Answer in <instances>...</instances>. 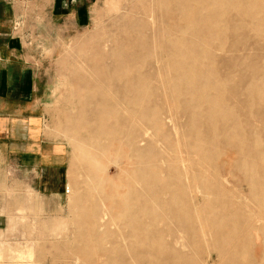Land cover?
Segmentation results:
<instances>
[{"label":"rangeland","instance_id":"1","mask_svg":"<svg viewBox=\"0 0 264 264\" xmlns=\"http://www.w3.org/2000/svg\"><path fill=\"white\" fill-rule=\"evenodd\" d=\"M9 1L62 163L43 182L0 156V264H257L264 0ZM129 181L153 208L165 207L170 193L158 185L170 182L193 220L243 233L241 248L233 233L217 238L231 239L223 256L205 249L210 237L180 234L153 254L124 227L120 212L137 203Z\"/></svg>","mask_w":264,"mask_h":264},{"label":"crops","instance_id":"2","mask_svg":"<svg viewBox=\"0 0 264 264\" xmlns=\"http://www.w3.org/2000/svg\"><path fill=\"white\" fill-rule=\"evenodd\" d=\"M10 8L12 2L0 0V156L5 152L17 174L50 181L52 165L62 163L61 152L52 151L33 61L28 60L26 45L17 40Z\"/></svg>","mask_w":264,"mask_h":264},{"label":"bare ground","instance_id":"3","mask_svg":"<svg viewBox=\"0 0 264 264\" xmlns=\"http://www.w3.org/2000/svg\"><path fill=\"white\" fill-rule=\"evenodd\" d=\"M254 1V0H252ZM253 5V4H252ZM96 51V50H95ZM98 52V51H97ZM97 52H95L97 54ZM95 54V55H96ZM94 55V56H95ZM100 55V54H98ZM97 56V55H96ZM98 57V56H97ZM109 58V57H108ZM110 59H112L110 57ZM97 62H100V59H97ZM183 64V63H182ZM188 65V64H187ZM189 66V65H188ZM197 72V71H196ZM194 71H192V69H188V71L184 72V77L188 80V76L189 78L192 77L194 75ZM197 75V74H196ZM183 77V76H182ZM186 81V80H185ZM100 80L96 79L94 83L96 84H100ZM105 82V81H104ZM107 85V84H106ZM189 85V84H188ZM100 86V85H99ZM130 87V86H129ZM99 88V87H97ZM101 88V86H100ZM250 90V89H249ZM103 91V90H102ZM258 91V90H257ZM104 92V91H103ZM106 92V91H105ZM250 92V91H249ZM179 97V96H178ZM139 107V106H138ZM114 115V114H113ZM133 121V120H132ZM104 124V123H103ZM126 124V123H125ZM154 124V123H153ZM149 125V124H148ZM106 126V125H105ZM232 128V126H231ZM147 131V130H146ZM116 132V131H115ZM136 135V134H135ZM140 135V134H139ZM126 136V135H125ZM137 137V136H136ZM138 138V137H137ZM147 148V147H145ZM135 153L137 154V156L139 157V155L142 154V151L138 148L134 149ZM154 158V157H153ZM157 158V157H156ZM182 161V160H181ZM147 162V161H146ZM184 162V161H183ZM182 162V163H183ZM174 165V164H173ZM179 165V164H178ZM176 165V166H178ZM181 166V165H180ZM182 167V166H181ZM185 167V166H184ZM186 168V167H185ZM261 166L258 167V169H260ZM183 170V169H182ZM189 171V170H188ZM190 172V171H189ZM259 171H257L256 173H258ZM262 174H264V168L261 169ZM137 174V172H136ZM139 174V173H138ZM192 174V173H191ZM140 175V174H139ZM139 175H135L133 177V179H140ZM202 175H203V171H202ZM185 176V175H184ZM192 176V175H191ZM203 177V176H202ZM252 177V176H251ZM192 178V177H191ZM252 179H255L254 177ZM216 181V180H215ZM226 181V180H225ZM224 181V182H225ZM228 181V180H227ZM136 182H142V180H138ZM193 182V180H192ZM230 182V181H229ZM135 183V182H134ZM133 183V184H134ZM132 181H129L126 188L128 189L127 194L129 197H133L134 200H136V205L133 207H127L125 210L121 211L120 214L123 218L126 219V223L124 224V227L129 229L131 231L130 236L136 238L139 243L141 244H145V245H149V247L151 248V252L156 255H162L164 256L167 252V250H163V248L158 244L160 243V240L162 237H167L168 239L175 241L178 239V236L181 237V235L184 237L191 235L193 236L195 239L196 238H201L202 240H206L208 237H210V242L209 244L205 245V249L208 248V250H210V248L212 250H215L218 252V254L220 256L224 255V251L222 249H227L228 246L231 244V239L229 240L224 239V238H220L217 239L219 236H223V233H227L228 235H231V233L234 234V236H236V238H239L243 236V233L239 232V230L237 229H233V230H229L227 228H225L224 225L221 226H217L215 220H207V219H202L200 220V218H198V215L195 217V220L192 219V214L190 213V209L188 208V206H186L185 204L182 205H178L176 202L177 200H179V198L182 197L183 200H185L184 196H177V194L174 191H170V187L171 184L170 182H161L158 185V189H166L169 191L170 196L168 198V202L163 203L165 205L164 206H160L159 208H153L148 206L147 203H145L144 206L139 205V203L141 202V196L139 191L132 186ZM188 184V183H187ZM186 184V186H187ZM217 184V182H216ZM194 185V184H192ZM218 186H222V184H217ZM231 185V184H230ZM216 186V185H215ZM220 186V187H221ZM217 187V186H216ZM218 187V188H220ZM258 185L257 184H253V189L257 188ZM189 188V187H188ZM191 188V187H190ZM217 188V189H218ZM224 188V187H223ZM228 189H231L230 187H227ZM195 189V188H194ZM222 189V188H221ZM258 189V188H257ZM196 190V189H195ZM220 189H218L219 192ZM225 190V189H224ZM223 190V191H224ZM232 190V189H231ZM260 192L264 193V184L262 186H260L259 188ZM222 191V190H221ZM240 191V190H239ZM160 192V191H159ZM189 192V191H188ZM234 192V191H233ZM221 193V192H220ZM228 193V192H226ZM224 194V192H223ZM234 194V193H232ZM193 195V194H191ZM189 194L188 197L191 196ZM195 195V194H194ZM228 195V194H227ZM226 195V196H227ZM198 196V195H197ZM205 196V195H204ZM207 196V195H206ZM205 196V197H206ZM220 196V195H219ZM223 196V195H222ZM221 196V197H222ZM232 196V195H231ZM230 196V197H231ZM240 196V195H238ZM260 197V195H258ZM156 197L161 198V202H162V193H154V195L150 196V198L152 200H155ZM228 197V196H227ZM237 197V195L235 196ZM194 199V197H192ZM198 198V197H197ZM238 198V197H237ZM236 198V200H238ZM164 199V198H163ZM207 199V197H206ZM223 199V198H222ZM232 199V198H231ZM242 199V198H241ZM192 200V199H191ZM198 200V199H197ZM220 200V199H219ZM234 200V201H236ZM240 200V199H239ZM255 200V199H254ZM193 201V200H192ZM237 202V201H236ZM193 202H191L192 204ZM196 203V202H194ZM193 203V204H194ZM203 203V201H202ZM238 203V202H237ZM193 204L191 206H193ZM200 205V203H199ZM207 206V205H206ZM258 206V205H257ZM194 207V206H193ZM203 207V206H202ZM243 207V205H242ZM196 208V207H195ZM222 208V207H221ZM241 208V207H240ZM194 209V208H193ZM121 210V209H120ZM200 211V210H199ZM202 211V210H201ZM200 211V212H201ZM245 211V210H244ZM249 211V210H248ZM248 211H246L248 213ZM112 212V211H111ZM194 212V210L192 211V213ZM199 212V213H200ZM235 212V211H234ZM241 212H243L241 210ZM244 212V213H246ZM251 212V211H250ZM253 213V212H252ZM251 213V214H252ZM118 214V213H117ZM195 214H198V212H195ZM202 214V213H201ZM250 214V217H252ZM106 215V214H105ZM205 215V214H204ZM84 218H91L93 217V213L91 212L90 215L87 213L83 214ZM117 216V215H116ZM249 217V216H248ZM213 218V217H212ZM224 219V218H223ZM250 219V218H249ZM261 219V218H260ZM259 219V221H260ZM218 220V219H217ZM209 223H213L212 225H209ZM221 223V222H220ZM216 224V225H215ZM227 224V223H225ZM240 224V223H239ZM243 225V224H242ZM241 226V225H240ZM160 227L163 228V230L160 229ZM246 227V226H245ZM247 227H250L249 225ZM246 227V228H247ZM242 228V226H241ZM254 228V227H253ZM244 229V228H243ZM264 229V228H263ZM261 229V231L263 230ZM248 230V229H247ZM252 232V231H251ZM255 232V231H253ZM264 232V230H263ZM147 233H152L153 234V241L150 242L147 238L146 235ZM250 232H247L246 234H248ZM262 233V232H261ZM181 234V235H180ZM255 235V234H254ZM264 235V234H263ZM232 236V235H231ZM256 236V235H255ZM254 236V237H255ZM246 237V236H245ZM187 238V237H186ZM232 238V237H230ZM250 238V237H249ZM255 239V238H254ZM180 240V239H179ZM246 240V239H245ZM244 240V241H245ZM171 241V242H172ZM181 241V240H180ZM183 241V240H182ZM243 241V242H244ZM167 242V241H166ZM202 242V241H201ZM199 243V242H198ZM153 245V246H152ZM196 246H198V244L195 243ZM236 248H241L242 242L241 239L238 242H235ZM160 246V247H159ZM204 246V245H203ZM248 247V246H247ZM250 247V246H249ZM258 255L262 258H260L259 261H257V264H264V238L261 239V241L258 244ZM162 248V249H161ZM178 248V247H177ZM186 249V248H185ZM249 249V248H248ZM250 250V249H249ZM245 251L247 252V250L245 249ZM200 252V251H199ZM208 252V251H207ZM210 252V251H209ZM202 254V253H201ZM204 254V253H203ZM208 254V253H207ZM214 254V253H213ZM247 255V254H246ZM214 256V255H213ZM240 256V255H238ZM202 257V255L200 256ZM198 257V258H200ZM232 257V256H231ZM208 258V257H207ZM222 258V257H221ZM229 258V257H228ZM209 259V258H208ZM207 259V260H208ZM206 260V261H207ZM198 261V260H197ZM223 261V260H222ZM208 262V261H207ZM254 264V263H253Z\"/></svg>","mask_w":264,"mask_h":264}]
</instances>
